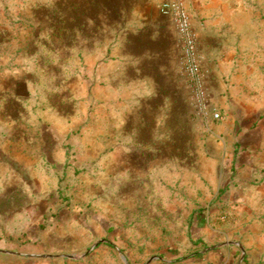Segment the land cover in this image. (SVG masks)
I'll return each instance as SVG.
<instances>
[{"label": "rangeland", "instance_id": "obj_1", "mask_svg": "<svg viewBox=\"0 0 264 264\" xmlns=\"http://www.w3.org/2000/svg\"><path fill=\"white\" fill-rule=\"evenodd\" d=\"M142 6L0 0V70L28 81L0 103V264H264V111H239L264 84V13L259 49L235 46L228 76L203 67L205 121L182 66L180 103L110 84Z\"/></svg>", "mask_w": 264, "mask_h": 264}, {"label": "crops", "instance_id": "obj_2", "mask_svg": "<svg viewBox=\"0 0 264 264\" xmlns=\"http://www.w3.org/2000/svg\"><path fill=\"white\" fill-rule=\"evenodd\" d=\"M168 1L171 0H162ZM261 1L253 0V3H248L252 0H185L199 18L196 23L199 27L201 65L206 67V62L208 63L206 68L212 77L219 78L230 74V60L234 56L232 50L235 46L240 48L243 56L249 55L244 53L247 45L252 44L254 52L260 48L263 28L261 14L264 13ZM153 3L154 0H144V6L139 9L142 13L127 17L126 30L121 34L117 31L115 40L118 39L119 42L117 40L114 54L112 53L105 64L110 69L107 74L110 84L117 82L119 88L136 97L142 107L147 108L153 103L159 107L166 99L183 102L185 88V79L180 74V48L174 23L160 11H152ZM18 71L0 70V103L5 98L2 94L12 93L15 97L22 84L27 85V79L22 78L21 70ZM77 76L80 78L79 74ZM246 82L247 85H253L254 81ZM263 85H256L254 89L259 95L240 107L251 108L252 111L239 110L240 116L246 117L264 111ZM221 91H224L223 88ZM220 103L225 109L228 108L224 106L226 100L223 98ZM240 116L237 112L234 122ZM261 157L264 158V155Z\"/></svg>", "mask_w": 264, "mask_h": 264}, {"label": "built area", "instance_id": "obj_3", "mask_svg": "<svg viewBox=\"0 0 264 264\" xmlns=\"http://www.w3.org/2000/svg\"><path fill=\"white\" fill-rule=\"evenodd\" d=\"M161 13L169 16L179 38L180 61L182 72L195 100L198 113L205 121L220 119L217 112L208 109L205 96L206 72L201 65L197 33L193 28L192 18L183 0H171L161 5Z\"/></svg>", "mask_w": 264, "mask_h": 264}]
</instances>
